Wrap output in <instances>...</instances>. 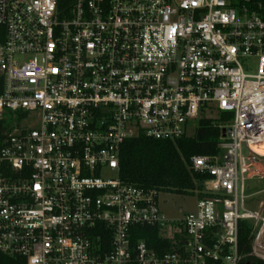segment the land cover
<instances>
[{
    "label": "built area",
    "instance_id": "2783aa9c",
    "mask_svg": "<svg viewBox=\"0 0 264 264\" xmlns=\"http://www.w3.org/2000/svg\"><path fill=\"white\" fill-rule=\"evenodd\" d=\"M0 28V254L264 263V187L246 193L264 182V0H0ZM211 112L233 115L220 152L191 159L195 211L168 219L160 192L118 179L120 149L174 142Z\"/></svg>",
    "mask_w": 264,
    "mask_h": 264
},
{
    "label": "trees",
    "instance_id": "16d2710c",
    "mask_svg": "<svg viewBox=\"0 0 264 264\" xmlns=\"http://www.w3.org/2000/svg\"><path fill=\"white\" fill-rule=\"evenodd\" d=\"M3 34V28H0V42ZM1 87L0 78V91ZM232 116V113L222 112L217 114L216 119L201 117L191 136L174 142L147 138L143 134L126 140L120 149L118 179L124 184L160 193L195 196L204 177L192 170L191 159L219 154V127L229 125ZM6 129L7 124L0 122V138ZM238 242L239 253L246 255L250 246V229L245 222L239 224ZM252 262L264 264L261 261ZM0 264L25 263L0 254Z\"/></svg>",
    "mask_w": 264,
    "mask_h": 264
},
{
    "label": "rangeland",
    "instance_id": "374dc122",
    "mask_svg": "<svg viewBox=\"0 0 264 264\" xmlns=\"http://www.w3.org/2000/svg\"><path fill=\"white\" fill-rule=\"evenodd\" d=\"M252 70L251 72H255L257 61L253 60L250 61ZM209 117L211 118H217V114L215 112L209 113ZM193 133V125L188 129L187 135L191 136ZM243 155L245 156L246 153L243 150ZM247 188L246 193L251 194L255 191L261 190L264 187V182H258L257 180H250L247 182ZM262 199V195L255 196L251 198L247 203L246 207L248 209H256L257 202ZM159 206L162 211V213L165 215L168 219H178L181 215L192 213L195 211L196 207V198L195 196L187 195V196H180L175 195L171 193H160L158 196Z\"/></svg>",
    "mask_w": 264,
    "mask_h": 264
},
{
    "label": "bare ground",
    "instance_id": "6f19581e",
    "mask_svg": "<svg viewBox=\"0 0 264 264\" xmlns=\"http://www.w3.org/2000/svg\"><path fill=\"white\" fill-rule=\"evenodd\" d=\"M254 151L260 155V156H264V145L260 146V147H257V148H254Z\"/></svg>",
    "mask_w": 264,
    "mask_h": 264
},
{
    "label": "water",
    "instance_id": "95a60500",
    "mask_svg": "<svg viewBox=\"0 0 264 264\" xmlns=\"http://www.w3.org/2000/svg\"><path fill=\"white\" fill-rule=\"evenodd\" d=\"M229 132H230V129L227 130V133H229Z\"/></svg>",
    "mask_w": 264,
    "mask_h": 264
}]
</instances>
